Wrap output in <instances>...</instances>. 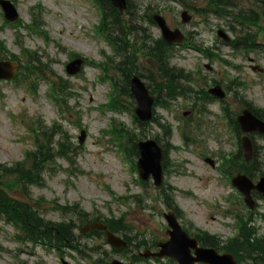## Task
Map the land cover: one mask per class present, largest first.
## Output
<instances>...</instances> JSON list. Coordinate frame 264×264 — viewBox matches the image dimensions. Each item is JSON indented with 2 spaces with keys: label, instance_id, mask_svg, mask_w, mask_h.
<instances>
[{
  "label": "rangeland",
  "instance_id": "374dc122",
  "mask_svg": "<svg viewBox=\"0 0 264 264\" xmlns=\"http://www.w3.org/2000/svg\"><path fill=\"white\" fill-rule=\"evenodd\" d=\"M21 1V0H20ZM19 1V2H20ZM36 0H24L20 4L21 17L23 24L31 21L30 15L26 14V7L33 4ZM45 3V13L43 15L45 25L38 30L45 35L46 39L38 33L27 35L25 37V45L29 49H39V54L43 55L49 62L50 59H55V68L61 69V63L68 57L66 54L68 51H79L90 57L94 61L103 63L102 59L96 58V46L98 45L99 37L96 32L90 30V27L96 26L99 23L98 8L90 0H40ZM134 6L139 8L138 15H147L152 13L156 9V0H132ZM255 0H240V4L237 3V9L246 16L255 17L256 11L264 13V3L257 2V8L252 6ZM236 3V2H235ZM152 5L150 9H146L147 5ZM199 6H202L201 2H197ZM35 9V8H34ZM37 11V9H35ZM179 3L172 1H166L160 13L167 19L170 25L179 24L178 13ZM139 23H141L142 17H138ZM261 20L262 23L263 20ZM194 22H190L186 25L185 30L200 32V35L196 39H204L215 45L218 48L219 55L226 60V67L213 63V67L217 73L226 74V80L229 81L232 75H237L240 78L239 90L243 91L245 98L253 101L257 106L264 107V74L259 75L252 72L249 69V59L254 58L253 64L261 63L264 65V40L257 39V44L254 46V53L240 54L238 50L237 55L232 56V51L219 43L215 42V36L213 26L221 22L219 20L212 21L210 24L201 16H194ZM36 24L38 21L35 22ZM223 23V22H222ZM221 23V24H222ZM142 24V23H141ZM237 33L238 30L243 32H254L248 26H242L241 24H235ZM264 25V24H263ZM153 33H157L155 28H150ZM24 31H26L24 29ZM149 30L145 28L144 33L147 34ZM241 31V32H242ZM141 32V30H140ZM92 34L93 36H90ZM95 36V37H94ZM0 37H4L7 43H10L11 29L10 27H3L0 31ZM94 37V38H93ZM263 45L262 47L260 46ZM60 46L64 47L65 52H62ZM10 52H14L16 56L21 57V49L18 52V47L10 44L7 46ZM260 52V53H259ZM259 53V54H258ZM206 60L202 59L198 54H195L191 50H183L178 53V56L174 59L176 65L184 66V68H194L199 63L202 65ZM148 62L147 58L140 55L135 59V65L137 71H141L142 63ZM146 67V63H144ZM98 74L93 68H86L84 74L79 77L69 78V85L74 93L73 103L74 111L76 115L84 120L89 133L85 148L80 151L78 156V164L85 170H89L87 175H79L75 177L72 186H76L77 190L70 194H64L63 183L66 175L61 171H57L53 178L47 180L45 187L40 189H34L35 195H44L47 198L54 197V195L65 200H79L81 207H83L91 217L107 216L111 215L119 216L124 215L125 220L129 226L133 224L134 230L130 231L131 235H135L134 232L143 228H148L151 224H155L156 229L151 233L146 231L137 239H146V241H152L154 238L160 239L164 237L163 224L159 221V214L154 212L156 209H144L136 204L133 199H128L126 202L122 200L114 201L109 194V191H113L116 196H129L135 193L141 192L140 197H143L141 187L137 184L135 178L136 173L131 169L129 163L124 161L116 150L115 146L110 143L102 128L107 127L109 123V116L104 113H100L103 108V104L107 99V93L109 89L106 85L89 86L96 82L94 77ZM239 81V80H238ZM5 86L1 87L3 91ZM45 85H42L38 99L25 98L22 89L16 91H5L7 100L5 103L0 104V112L3 116H0V160H13V158H20L23 155V150L30 149L32 147L30 132L25 129L24 121L27 118L36 116L37 113L44 115L46 118L49 115V105L46 98L43 96ZM72 101V100H70ZM237 109L238 105L234 102L232 105ZM26 108V111L19 112L20 109ZM14 111L16 113L15 118H10L9 113ZM179 113V112H178ZM168 117H172L168 114ZM72 135H75L76 127L71 126L70 129ZM228 135L226 136L227 149L232 148V141L229 142ZM260 145H264V140H259ZM14 156V157H12ZM171 159L175 162V170L167 176L168 181L171 184H175L186 189L195 191L196 196L184 199L183 203L187 210L184 213L185 219L192 222V227L189 229L192 231L194 228L205 230L209 233L219 235L223 239L230 237L235 233L233 227V215L228 217L224 216L221 212L215 214L211 219L210 211L216 210L211 208L212 202L222 206L224 203V197L226 201H230V206L233 209H239L240 204L235 198L234 190L226 182H218L217 180L210 179L207 181L197 178L200 175L202 169L199 166H195L189 163H185V156L182 153H172ZM185 174V175H183ZM206 182H210L207 189H204ZM212 190V192H210ZM213 195V199L210 196ZM55 196V197H56ZM145 201H149L148 198ZM180 201V200H179ZM206 202V204L203 203ZM260 203L259 213H264V203ZM160 210L164 209V205L159 201L155 202ZM182 203V202H181ZM150 205H153L150 203ZM234 214V212H232ZM48 217L55 219L57 214L51 213ZM226 223V224H225ZM184 226H187L185 221L182 222ZM232 225V226H228ZM256 225L259 226L260 233L264 234V221L257 218ZM1 242L10 247L9 251H4L0 255V264H33L37 261V254L40 257L45 258L46 264H60L59 260L55 256L48 257L43 250H37V254L34 250L29 248H22L18 243L11 241L9 238L3 235L0 236ZM25 259L27 262H25ZM68 262L72 264H79L74 259L67 258ZM83 264H87L83 261Z\"/></svg>",
  "mask_w": 264,
  "mask_h": 264
},
{
  "label": "trees",
  "instance_id": "16d2710c",
  "mask_svg": "<svg viewBox=\"0 0 264 264\" xmlns=\"http://www.w3.org/2000/svg\"><path fill=\"white\" fill-rule=\"evenodd\" d=\"M16 211L18 212V214H20V217H22V219L30 218L27 216V212H26L25 208L18 209ZM26 223H28V225H30V226H33V224H34L33 220H30V219L28 221H26ZM34 228H36V226H34Z\"/></svg>",
  "mask_w": 264,
  "mask_h": 264
}]
</instances>
